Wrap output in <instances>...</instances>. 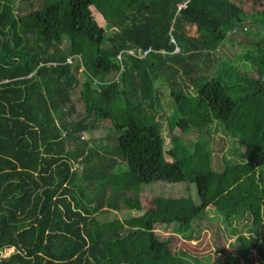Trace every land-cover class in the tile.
Here are the masks:
<instances>
[{
	"label": "trees",
	"instance_id": "trees-1",
	"mask_svg": "<svg viewBox=\"0 0 264 264\" xmlns=\"http://www.w3.org/2000/svg\"><path fill=\"white\" fill-rule=\"evenodd\" d=\"M34 2L0 0V253L11 247L0 264H208L171 242L196 237L209 207L237 241L220 264H256L253 251L264 261V61L239 66L217 51L226 35L261 42L243 18L264 0ZM103 117L110 140L89 145L82 132ZM211 123L244 147L220 167ZM153 180L142 213L98 221L104 209H139ZM228 191L239 198L223 210Z\"/></svg>",
	"mask_w": 264,
	"mask_h": 264
},
{
	"label": "rangeland",
	"instance_id": "rangeland-1",
	"mask_svg": "<svg viewBox=\"0 0 264 264\" xmlns=\"http://www.w3.org/2000/svg\"><path fill=\"white\" fill-rule=\"evenodd\" d=\"M34 1L35 0H13L14 4L21 7L22 9L34 6ZM78 6L80 12L91 16L94 29L97 33L104 30L106 26L104 24V20L91 5L78 4ZM245 11L246 12L244 14L243 22H247L248 32L251 33V37L255 38L256 42L259 40H261V42H257L254 46L252 41L246 43H244V41L240 42L238 39L243 40L244 38H239L238 35L233 36L231 39H229L226 35L219 43V48L217 50L219 56L222 58L221 61L226 59L227 61L233 63L235 62L239 66L252 65L250 60L257 64L259 58L264 61V9L257 8L251 10L247 6ZM251 12L254 14L251 15ZM257 21H259V25ZM242 49L248 53V60H244L241 56H239L242 52ZM218 65L219 69L217 71L220 72L223 66L220 62ZM239 88L240 87L236 86L234 83H231L229 79L225 80V89L228 93L232 95L238 94L240 92ZM72 95L75 99L77 109L81 108L82 101L79 96L78 86L75 87ZM155 117L154 118L161 128V133L163 136V149L165 150L170 146L169 135L165 126L166 120L164 119V116H159L157 114ZM154 118L151 117L152 121ZM96 122L97 126L94 129L82 132L83 137L88 139L89 145L104 143L110 140L107 136H104L106 132V125L110 123L109 117L100 118ZM208 128V140L209 145L212 147V162L215 167H220L223 164V160L225 161L226 159H235L239 157L238 151H241L244 148L242 144L237 143L232 137L226 134L221 129L219 124L211 123ZM164 155L165 157L170 158L165 152ZM147 184V187L140 193L139 196V200L141 202V207L139 209L127 207L125 205H121L117 209H104L97 213L96 218L98 221L106 222L110 219L123 218L129 215L135 216L142 213V211L149 207L152 203L153 194L155 193L153 187L154 185L159 184V180H153ZM158 188L160 189L159 193L165 195V192L162 191V188ZM238 198V194H235L233 191H228L227 194L221 198V201L217 206H220V208H223V210L226 208L234 209ZM211 210L214 212L213 205ZM204 212L205 214H202L201 218L195 220V222L199 223L196 237L186 240L176 236L174 240H172L171 245L186 247L190 252L197 254L208 264H220L225 256L230 253L229 249L233 248L237 241L235 240L234 233L230 230L228 225L225 224L221 214H218V216H215L212 218V220H209V216L213 215L210 211V207L209 209L206 208ZM155 228L157 230H163L162 225L158 223L155 224ZM10 249L11 248L7 247L4 249L3 253H7ZM231 254L233 253H230V255ZM250 256L256 264H264L263 259L259 258L255 251H253Z\"/></svg>",
	"mask_w": 264,
	"mask_h": 264
},
{
	"label": "built area",
	"instance_id": "built-area-1",
	"mask_svg": "<svg viewBox=\"0 0 264 264\" xmlns=\"http://www.w3.org/2000/svg\"><path fill=\"white\" fill-rule=\"evenodd\" d=\"M149 49V47L148 48H146V49H143V51L142 52H146V50H148ZM175 49H177V46H176V48ZM67 60H69V58H67ZM9 248H11V247H9ZM4 249H6V248H4ZM4 249L1 251V256H5L7 253H3V251H4Z\"/></svg>",
	"mask_w": 264,
	"mask_h": 264
}]
</instances>
